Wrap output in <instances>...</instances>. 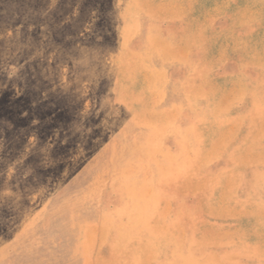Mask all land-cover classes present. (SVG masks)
Instances as JSON below:
<instances>
[{
    "label": "rangeland",
    "instance_id": "rangeland-1",
    "mask_svg": "<svg viewBox=\"0 0 264 264\" xmlns=\"http://www.w3.org/2000/svg\"><path fill=\"white\" fill-rule=\"evenodd\" d=\"M0 264H264V0H0Z\"/></svg>",
    "mask_w": 264,
    "mask_h": 264
},
{
    "label": "bare ground",
    "instance_id": "bare-ground-1",
    "mask_svg": "<svg viewBox=\"0 0 264 264\" xmlns=\"http://www.w3.org/2000/svg\"><path fill=\"white\" fill-rule=\"evenodd\" d=\"M161 4V3H160ZM163 5V4H162ZM170 6V5H169ZM65 22V21H64ZM26 23V22H25ZM27 24V23H26ZM47 26V25H46ZM110 27V26H109ZM200 30V29H199ZM193 32V31H192ZM35 33V32H34ZM194 37V36H193ZM5 38V37H4ZM41 44V43H40ZM11 46V45H10ZM92 47V46H91ZM89 49V48H88ZM187 50V49H186ZM89 51V50H88ZM185 52V51H184ZM182 53V52H181ZM52 55V54H51ZM187 56V55H186ZM89 57V56H88ZM136 58V57H135ZM185 58V57H184ZM222 59V58H221ZM219 60V59H218ZM212 62V61H211ZM219 63V62H218ZM2 64V63H1ZM216 66V65H215ZM150 76V75H149ZM135 77V76H134ZM148 79V78H147ZM202 87V86H201ZM231 91V90H230ZM234 91V90H233ZM152 97V96H151ZM154 98V97H153ZM245 102V101H244ZM147 112V111H146ZM31 122V121H30ZM61 142V141H60ZM122 154V153H121ZM154 154V153H153ZM49 155V154H48ZM21 159V158H20ZM13 165V164H12ZM7 168V167H6ZM213 168V167H212ZM7 175V174H6ZM16 195V194H15ZM34 195V194H33ZM39 203V202H38ZM76 215V214H75ZM32 217V216H31ZM20 226V225H19ZM16 233V232H15ZM14 233V234H15ZM3 255V254H2Z\"/></svg>",
    "mask_w": 264,
    "mask_h": 264
}]
</instances>
